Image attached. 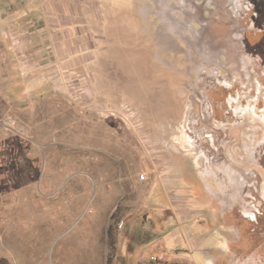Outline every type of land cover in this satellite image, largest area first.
I'll use <instances>...</instances> for the list:
<instances>
[{"label":"rangeland","instance_id":"rangeland-1","mask_svg":"<svg viewBox=\"0 0 264 264\" xmlns=\"http://www.w3.org/2000/svg\"><path fill=\"white\" fill-rule=\"evenodd\" d=\"M238 2L0 0L27 127H0V264H264V0Z\"/></svg>","mask_w":264,"mask_h":264},{"label":"built area","instance_id":"built-area-1","mask_svg":"<svg viewBox=\"0 0 264 264\" xmlns=\"http://www.w3.org/2000/svg\"><path fill=\"white\" fill-rule=\"evenodd\" d=\"M0 127L10 133L15 134L21 138H27V127L24 124H21L17 122L14 119H5L0 122ZM145 180V177L142 176V181ZM123 226V224L120 225V228Z\"/></svg>","mask_w":264,"mask_h":264},{"label":"bare ground","instance_id":"bare-ground-1","mask_svg":"<svg viewBox=\"0 0 264 264\" xmlns=\"http://www.w3.org/2000/svg\"><path fill=\"white\" fill-rule=\"evenodd\" d=\"M187 12H188V10H187ZM189 15V14H188ZM263 132V131H262ZM191 145V144H190ZM259 145H264V139L262 140V141H260V143H259ZM185 146V145H184ZM191 147L193 148V150H194V147H195V145L194 144H192L191 145ZM189 148V147H188ZM196 150V149H195ZM194 158H197V166H199V163H198V161H199V159H201L202 160V162H203V164H204V170L203 171H205L206 173H207V175H210L211 174V172L210 171H208V169H207V165H209V160L207 159V157L205 156V154H203L202 152H198V151H195V154H194ZM199 168V167H198ZM217 169H219L218 167H217ZM204 177V176H203Z\"/></svg>","mask_w":264,"mask_h":264},{"label":"flooded vegetation","instance_id":"flooded-vegetation-1","mask_svg":"<svg viewBox=\"0 0 264 264\" xmlns=\"http://www.w3.org/2000/svg\"><path fill=\"white\" fill-rule=\"evenodd\" d=\"M231 2L234 4V5H236V6H238L239 5V2H238V0H231ZM242 8V7H241ZM247 12H249V13H251L252 15H256V13L255 12H252L251 10L250 11H247ZM252 45L254 46V44H253V42H252ZM256 45V44H255Z\"/></svg>","mask_w":264,"mask_h":264}]
</instances>
